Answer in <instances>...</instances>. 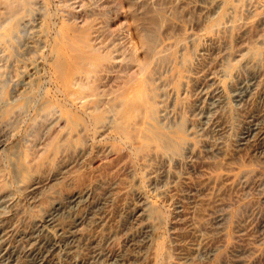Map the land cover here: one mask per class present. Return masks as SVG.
Wrapping results in <instances>:
<instances>
[{"label": "rangeland", "instance_id": "1", "mask_svg": "<svg viewBox=\"0 0 264 264\" xmlns=\"http://www.w3.org/2000/svg\"><path fill=\"white\" fill-rule=\"evenodd\" d=\"M3 263L264 264V0H0Z\"/></svg>", "mask_w": 264, "mask_h": 264}, {"label": "bare ground", "instance_id": "2", "mask_svg": "<svg viewBox=\"0 0 264 264\" xmlns=\"http://www.w3.org/2000/svg\"><path fill=\"white\" fill-rule=\"evenodd\" d=\"M4 234V233H3ZM36 251V250H35ZM8 254V253H7ZM43 255V254H42ZM35 256V255H34ZM40 257H41V255H40ZM4 259V258H3ZM30 259V258H29ZM34 259V258H33ZM39 259V258H38ZM6 260V259H5ZM35 260V259H34ZM41 260V259H40ZM10 262V261H9ZM40 262V261H39ZM4 264V263H3ZM29 264V263H28ZM34 264V263H33Z\"/></svg>", "mask_w": 264, "mask_h": 264}]
</instances>
